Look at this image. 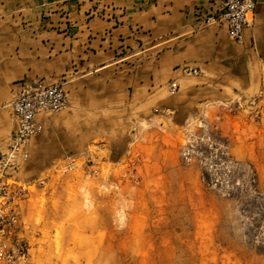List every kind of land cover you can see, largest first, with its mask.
<instances>
[{
    "label": "crops",
    "instance_id": "crops-1",
    "mask_svg": "<svg viewBox=\"0 0 264 264\" xmlns=\"http://www.w3.org/2000/svg\"><path fill=\"white\" fill-rule=\"evenodd\" d=\"M221 3L0 0V147L15 127L9 104L23 79L63 84L65 109L43 120L29 150L60 145L52 160L71 164L87 139L151 121L181 125L240 100L264 79V0H255L241 40L207 20Z\"/></svg>",
    "mask_w": 264,
    "mask_h": 264
},
{
    "label": "rangeland",
    "instance_id": "rangeland-1",
    "mask_svg": "<svg viewBox=\"0 0 264 264\" xmlns=\"http://www.w3.org/2000/svg\"><path fill=\"white\" fill-rule=\"evenodd\" d=\"M199 117L87 139L74 164L52 160L60 145L29 150L17 176L33 264H264L238 203L201 177L217 145L255 167L264 202V79Z\"/></svg>",
    "mask_w": 264,
    "mask_h": 264
},
{
    "label": "built area",
    "instance_id": "built-area-1",
    "mask_svg": "<svg viewBox=\"0 0 264 264\" xmlns=\"http://www.w3.org/2000/svg\"><path fill=\"white\" fill-rule=\"evenodd\" d=\"M254 9L255 0H222L217 14L207 20L225 25L232 39L241 40L244 29L252 21ZM184 71L195 73L189 68ZM66 105L61 82L38 78L21 80L10 101L15 127L5 150L0 151V264H33L22 215L29 183L17 174L27 161L30 139L43 131V120L64 110Z\"/></svg>",
    "mask_w": 264,
    "mask_h": 264
},
{
    "label": "trees",
    "instance_id": "trees-1",
    "mask_svg": "<svg viewBox=\"0 0 264 264\" xmlns=\"http://www.w3.org/2000/svg\"><path fill=\"white\" fill-rule=\"evenodd\" d=\"M217 139L225 141L215 136ZM204 151L212 157L208 166L201 169L204 185L221 189L227 199L238 203L246 219L247 238L255 243L256 252L264 255V202L255 167L247 161L232 160L217 145Z\"/></svg>",
    "mask_w": 264,
    "mask_h": 264
}]
</instances>
